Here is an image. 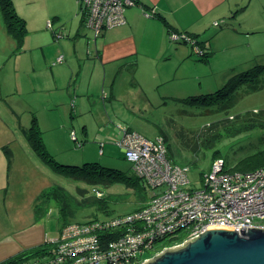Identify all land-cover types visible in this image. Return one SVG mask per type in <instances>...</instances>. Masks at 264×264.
Listing matches in <instances>:
<instances>
[{"label":"rangeland","instance_id":"obj_1","mask_svg":"<svg viewBox=\"0 0 264 264\" xmlns=\"http://www.w3.org/2000/svg\"><path fill=\"white\" fill-rule=\"evenodd\" d=\"M11 1L25 21V32L21 36L16 22L9 27L2 7L4 0H0V105L3 102L14 112L12 120L6 112L3 118H8L7 128L14 137L8 147L15 153L17 164L10 172L9 195L23 200L22 222H35L45 234L43 241L59 237L67 221L105 219L133 212L148 201L150 193L143 185L125 178L108 185L89 181L77 168L98 162L127 176L134 175L132 163L117 143L128 127L149 139L164 136L169 157L189 166L187 187L193 188L202 185L203 175L219 158L213 160L214 150L225 158L226 168H232L242 157L264 147V70L243 81L223 102L208 105L187 100L212 93L237 80L241 73L264 65V0H240L234 6L230 14L233 25L218 32L216 46L212 47L214 55L193 53L191 44L185 42L176 47V41L168 36L173 53L184 51L188 57L175 59L166 55L169 51L161 50L144 58L138 67L126 60L118 67L104 66L95 48L98 40L83 21L79 1ZM80 20L84 28L81 34L69 33L72 22L78 25ZM56 31L61 36L57 37ZM62 54L63 62H59ZM41 77H46L42 83ZM53 99L57 105L61 101L51 111L57 121L43 130L44 135L40 129L51 148L46 145L48 152L64 165L63 170L45 164L30 149L39 106ZM249 116L257 120L251 129L217 139L216 144L204 142L194 149L183 142V134L193 139L206 135L209 125L217 120L232 125ZM71 130L76 132V139L71 137ZM219 130L224 132L223 128ZM54 136L56 139L52 140ZM33 180L36 185L30 186ZM52 185L67 190L65 211L53 199L39 204L42 210L36 212V197ZM96 196L107 200V209L90 201ZM9 208L12 218L17 209Z\"/></svg>","mask_w":264,"mask_h":264},{"label":"built area","instance_id":"obj_2","mask_svg":"<svg viewBox=\"0 0 264 264\" xmlns=\"http://www.w3.org/2000/svg\"><path fill=\"white\" fill-rule=\"evenodd\" d=\"M85 25L99 37L127 21L126 7L137 0H78ZM149 15V12H145ZM169 38L190 43L203 55L195 37L170 29ZM61 55L58 61H62ZM76 139L75 134L72 135ZM117 143L147 187L148 201L133 212L83 222L66 223L57 238L40 250L24 254L14 264H141L164 249L177 246L213 225L240 230L264 226V166L242 172L226 168L219 157L198 188L187 187L189 166L169 157L164 136L149 139L129 127ZM181 242L167 246L168 238Z\"/></svg>","mask_w":264,"mask_h":264},{"label":"crops","instance_id":"obj_3","mask_svg":"<svg viewBox=\"0 0 264 264\" xmlns=\"http://www.w3.org/2000/svg\"><path fill=\"white\" fill-rule=\"evenodd\" d=\"M73 1L77 3L78 0ZM137 2L136 5L126 7L127 21L125 23L104 30L97 38L98 42L96 41L95 48H97V56L104 63V66L114 65L118 67L127 61L138 67L144 58L150 55L153 57L161 50L164 53L166 50L169 51L166 55L175 59H182L184 56L187 58L188 55L184 51L178 54L173 53V45H169L167 42L170 29L195 35L199 40L200 47L208 49L209 56L214 55L215 51L212 47L216 46L218 32L226 26L231 27L233 25L230 21V14L240 0H137ZM146 11L149 12V15L145 14ZM77 17L79 18V15ZM81 25V20L78 25L76 21H73L67 30L69 33L76 31L77 34H81L84 29ZM64 30L66 31V29ZM216 33L217 36L214 37ZM55 34L57 37L61 36L60 31H56ZM178 43L184 42L176 41L174 46L178 47ZM191 48L193 49L192 45ZM193 53L191 51L189 55L192 56ZM105 69L106 71L109 70L108 72L111 70L107 67ZM41 78L40 83L46 79V77ZM0 92L3 93L2 86ZM60 102L57 105L53 99L39 106L40 109L37 116L35 115L34 123L36 122L40 131L51 128L57 121V115L54 117L51 111L53 107L60 106ZM40 111L43 112L41 115ZM3 112L9 115L10 120L14 117L12 107L4 105L2 102L0 105V261L46 241H43L44 232L40 230L38 225H35V222L28 225H24L25 223L22 222L21 206H24L23 200L20 201V198L16 199V197L11 198L9 195L10 172L17 164L15 153L8 147L14 142V137L7 128L8 118H3ZM42 131L41 138L51 150L45 136L42 137ZM75 133L74 130H71V137ZM53 139L56 137L54 136ZM30 149L41 161L47 163L33 146ZM29 160L32 158L29 157ZM30 163L35 169V164L32 161ZM32 168H29L30 171ZM33 176L35 180V174ZM34 180L30 186L36 185ZM141 184L143 185V183ZM10 206L17 209V213L12 218L9 216L11 213Z\"/></svg>","mask_w":264,"mask_h":264},{"label":"trees","instance_id":"obj_4","mask_svg":"<svg viewBox=\"0 0 264 264\" xmlns=\"http://www.w3.org/2000/svg\"><path fill=\"white\" fill-rule=\"evenodd\" d=\"M2 7L4 9V16L8 22L9 27H12V25L15 24L14 22H16L19 25V31L21 33V36H23L25 32V21L18 16L15 8L12 6V1L4 0ZM83 21H85L84 15H83ZM189 35L195 37L197 42L199 41L195 35L193 34H189ZM203 55L208 57L209 55L208 49L203 50ZM262 70H264V65H261L260 68L258 69L255 68L252 71H246V73L243 72L244 74L241 73V75H239L237 80L235 79L233 81L231 80L229 83H227L226 85H224L223 87L219 88L218 90L212 93L203 96H194L193 98L187 100L189 102L206 103L208 105H214L217 104V102H223L224 100L227 99L228 96L231 95L232 91L236 89L243 81L252 79ZM257 112L260 113V111ZM226 122L227 121L222 119V120H217V122L211 123L209 125L210 131L206 135L202 134V135H198L197 137H194L195 139L183 134L182 135L183 142L187 146H191L194 149L198 148L204 142L205 145H208L212 141L216 144L217 139H223L226 136H234L240 134L241 132L251 129L252 126L257 122V120L255 119V117L249 116L244 121L241 120L239 122L233 123L232 125L226 124ZM34 128L36 129V131L33 132V135L31 136V141L35 151L52 167H54L57 170L59 169L63 170L64 165L59 164L53 158V156L48 152V149L41 138V132L39 131L36 122L34 123ZM221 128L224 129V132L219 130ZM219 152L220 151L217 149L214 150L213 160L217 157H222L219 155ZM262 166H264V147L239 159L235 163V165L231 168V170L248 172ZM77 168H79L78 170L80 171V175L85 177L89 181L103 182L106 185H108L117 179L125 178L128 182H134L137 185H142L140 183V179L135 175L134 172H133L134 175L127 176L125 173H123V171H120L119 169L103 166L98 162H87L84 163V165H82L81 167H77ZM66 191L67 190L60 185H52L46 189L44 188L43 190H41L38 196L36 197L37 198L36 212H38V210H42L39 204L43 202L47 204L53 199L57 201L61 211L62 210L65 211L64 206L68 205L67 200L69 198L68 195L66 194ZM90 201L97 203L98 207L101 209L108 208L107 207L108 202L106 199H104V197L96 196ZM66 223L69 222L67 221ZM183 239L184 238H182L181 236H177L173 238H168V240H166L164 243H166V245L169 246L181 242ZM47 241L48 239H46V241L40 245L26 248L20 253H17L5 260L0 261V264H14L27 252L37 249L40 250L41 248H43L47 244Z\"/></svg>","mask_w":264,"mask_h":264},{"label":"water","instance_id":"obj_5","mask_svg":"<svg viewBox=\"0 0 264 264\" xmlns=\"http://www.w3.org/2000/svg\"><path fill=\"white\" fill-rule=\"evenodd\" d=\"M141 264H264V226L213 225Z\"/></svg>","mask_w":264,"mask_h":264}]
</instances>
